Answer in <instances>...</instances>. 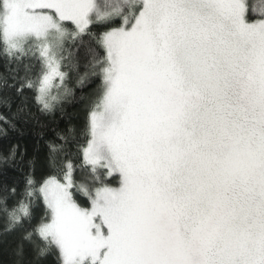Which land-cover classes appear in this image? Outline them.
I'll list each match as a JSON object with an SVG mask.
<instances>
[{
	"label": "snow or ice",
	"instance_id": "obj_1",
	"mask_svg": "<svg viewBox=\"0 0 264 264\" xmlns=\"http://www.w3.org/2000/svg\"><path fill=\"white\" fill-rule=\"evenodd\" d=\"M70 50L96 87L0 190L16 264H264V0H0L41 114Z\"/></svg>",
	"mask_w": 264,
	"mask_h": 264
},
{
	"label": "trees",
	"instance_id": "obj_2",
	"mask_svg": "<svg viewBox=\"0 0 264 264\" xmlns=\"http://www.w3.org/2000/svg\"><path fill=\"white\" fill-rule=\"evenodd\" d=\"M65 56L68 59L63 63L69 67H62L61 71L67 73L64 87L70 90V94L64 95V88H58L55 94L61 96V103L48 114L37 111L30 92L26 91L24 97H21L17 94L16 87L7 86L13 84L14 75L20 76L24 72L22 68L18 70L14 62L10 63L0 56V154L7 155L11 146H17L15 165L0 161V190L5 184L11 186L19 178L21 153L24 154V161L35 158L39 170L44 164L47 141L52 140L57 132H66L69 126H74L77 130L84 126V107L96 83L91 77L85 76L86 61L82 51L76 53L75 50H70ZM22 105L26 106L25 112L19 111ZM11 203L12 199H9V206ZM13 248L14 236L3 233V220L0 218V264H16ZM42 264H52L51 258Z\"/></svg>",
	"mask_w": 264,
	"mask_h": 264
},
{
	"label": "rangeland",
	"instance_id": "obj_3",
	"mask_svg": "<svg viewBox=\"0 0 264 264\" xmlns=\"http://www.w3.org/2000/svg\"><path fill=\"white\" fill-rule=\"evenodd\" d=\"M55 84H59V81L57 80V81H55L54 82ZM58 88L57 87H53V89H52V93H53V95H56L55 93H56V90H57Z\"/></svg>",
	"mask_w": 264,
	"mask_h": 264
}]
</instances>
